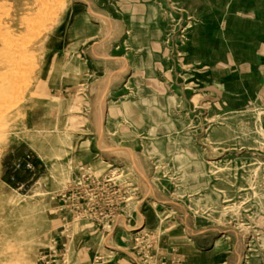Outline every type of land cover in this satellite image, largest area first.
Instances as JSON below:
<instances>
[{"label":"rangeland","instance_id":"374dc122","mask_svg":"<svg viewBox=\"0 0 264 264\" xmlns=\"http://www.w3.org/2000/svg\"><path fill=\"white\" fill-rule=\"evenodd\" d=\"M231 2L0 0V264H79L84 241L105 257L88 264H264V109L246 64L218 95L202 54L242 51ZM139 42L166 56L156 80ZM94 52L113 61L99 77ZM88 176L115 229L78 219Z\"/></svg>","mask_w":264,"mask_h":264},{"label":"crops","instance_id":"0c3cea01","mask_svg":"<svg viewBox=\"0 0 264 264\" xmlns=\"http://www.w3.org/2000/svg\"><path fill=\"white\" fill-rule=\"evenodd\" d=\"M224 14L230 15L229 31L233 34V37L235 36L236 40L242 42L243 47H240L242 49L241 52L231 54L224 48L225 43L221 40L218 52L220 55H222V57L219 58L214 57L211 51L209 52L206 50V48H204L202 52V54L205 56L204 61H209L210 65L206 70L209 72V75L218 80L219 83L213 84V82H210L209 85H214L217 88V94L221 95V93H223L225 81H227L229 78H232L234 74L233 69L234 72H236L239 66L243 68V65L246 64L245 66L248 68L246 71H250V76L253 80L252 90L255 94H257L261 103V107L264 109V0H233L229 7L226 6V11ZM158 45L159 47L163 48L164 51L168 46L171 45V52L174 53L173 45L170 44V41ZM138 47L139 52L148 55L154 60L149 66L143 64V60L141 62L137 61L139 75L143 76V74L147 73V70L150 69L151 73H154V75L148 76L149 79L156 80V72L159 66L158 62H164L163 60L166 56L163 55L164 53L161 51V49L154 50L150 45L142 44V42H139ZM194 48L196 47L193 44L192 46H189V57L192 59L194 58V54H192V50H195ZM92 58L94 63L97 64L94 66V72L95 74H98V77L105 73L106 70L109 71L107 67L108 65H111L113 61H109L103 56L95 54V52ZM134 58L138 60V56L133 57L132 53H130L128 58L129 69L132 67ZM211 60L213 61L210 62ZM88 93H90V90H88ZM96 94H99L98 90ZM209 94H211V92H208L205 95L207 96ZM112 95L113 90H110V98ZM120 121L124 120L118 119V125L125 124L124 122ZM115 239L116 237H114V241ZM193 241L198 248L203 249L204 242L201 240V237H196ZM119 243V247H121L120 249H131V242L127 241L123 236L120 238ZM86 244L87 241H84L83 244L77 248V261L79 264H88L92 260L94 261V258L99 255L105 258L102 253L96 252L93 246H88ZM119 256L120 257L116 258L115 262L112 264H133L128 255ZM97 264H109V261L97 262Z\"/></svg>","mask_w":264,"mask_h":264},{"label":"built area","instance_id":"2783aa9c","mask_svg":"<svg viewBox=\"0 0 264 264\" xmlns=\"http://www.w3.org/2000/svg\"><path fill=\"white\" fill-rule=\"evenodd\" d=\"M16 170H23L24 172H28V173H33L35 174L36 172V165L32 159V157L30 155H27L24 157V159L17 165ZM87 174V173H85ZM83 175L84 177H86V175ZM88 180L84 181L83 183H79L78 187L81 189L80 195L82 192L86 191V196H83L82 199H84V203L86 205H88V208L83 209V203L82 204H77V210H80L79 214H77L79 217L78 219H84V218H89L87 216V214H90L91 219L93 220H102V221H106L108 222V224H113L112 227H114V229L119 226V223L121 222V220H118L117 218H115L112 214L106 213L98 210V207L100 206L101 202L103 201V198H101V195L96 194V190H100L99 186H96V182L94 179H92L90 176L87 177ZM113 180L110 179L109 183L112 182ZM88 185L89 188L87 187ZM114 185V184H112ZM112 185L108 184L107 190H109V188L114 189V186L112 187ZM86 186V188H85ZM104 190V189H102ZM95 192V193H94ZM81 199V198H80ZM78 203V202H77ZM108 205H114V203L111 202V200L109 199V202L107 203ZM92 205V208H90L89 206ZM90 212V213H89ZM90 219V218H89ZM67 231V237H70V230L67 229L65 230Z\"/></svg>","mask_w":264,"mask_h":264},{"label":"bare ground","instance_id":"6f19581e","mask_svg":"<svg viewBox=\"0 0 264 264\" xmlns=\"http://www.w3.org/2000/svg\"><path fill=\"white\" fill-rule=\"evenodd\" d=\"M99 16H101V15L99 14ZM102 18H104L106 21H108L109 24L112 26V22H111L108 18L103 17V16H102ZM106 21H105V22H106ZM111 26H110V28H111ZM109 30H110V29H109ZM109 30H108V31H109ZM111 30H112V29H111ZM111 30H110V31H111ZM110 34H111V32H110ZM110 34H107V36L110 35ZM35 149H36V154L38 155V157H39L43 162H46V161H47V159H46V155H45L44 152L42 151V148H35ZM102 149H103V147H102ZM110 149L115 150V152H117V153H125V152H129V156L132 155V154H131V151H130L128 148H126V147H116V148L112 147V148H110ZM125 154H126V153H125ZM123 155H124V154H123ZM133 155H134V154H133ZM141 175H142L144 181L146 182V184L149 183L147 177H145L143 174H141ZM108 247H109V246H108Z\"/></svg>","mask_w":264,"mask_h":264}]
</instances>
